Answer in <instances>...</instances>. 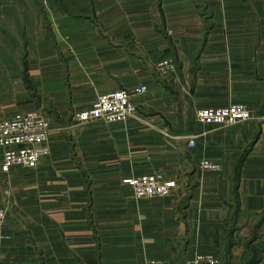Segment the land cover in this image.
<instances>
[{
    "label": "crops",
    "instance_id": "1",
    "mask_svg": "<svg viewBox=\"0 0 264 264\" xmlns=\"http://www.w3.org/2000/svg\"><path fill=\"white\" fill-rule=\"evenodd\" d=\"M88 3L7 6L17 28L0 15V121L37 110L50 122L49 156L0 173V264H264V0ZM168 60L173 72L155 69ZM143 86L133 118H73ZM238 103L247 122L194 120ZM202 159L220 170L200 173ZM149 174L178 189L136 200L122 180Z\"/></svg>",
    "mask_w": 264,
    "mask_h": 264
},
{
    "label": "built area",
    "instance_id": "2",
    "mask_svg": "<svg viewBox=\"0 0 264 264\" xmlns=\"http://www.w3.org/2000/svg\"><path fill=\"white\" fill-rule=\"evenodd\" d=\"M163 74L173 72L171 60L163 61L155 66ZM146 87L127 92L115 91L96 96L90 108L73 114L77 125L95 121L104 124L122 123L135 117L137 105L134 98L145 94ZM251 109L244 104H230L221 108H206L194 111V120L205 126L219 128L232 127L251 119ZM50 131V122L40 111L17 113L13 117L0 121V148L2 157L0 173H8L13 167L33 170L42 158L49 156L46 146ZM188 145L193 146L190 140ZM200 173L218 172L220 166L211 160L202 159L198 162ZM122 184L130 188L136 200H153L166 198L175 193L178 183L173 178L162 174L130 176L122 180ZM7 215V209L0 207V248L2 246V228ZM147 264H161L158 260H149ZM186 264H218V261L208 255H196Z\"/></svg>",
    "mask_w": 264,
    "mask_h": 264
},
{
    "label": "rangeland",
    "instance_id": "3",
    "mask_svg": "<svg viewBox=\"0 0 264 264\" xmlns=\"http://www.w3.org/2000/svg\"><path fill=\"white\" fill-rule=\"evenodd\" d=\"M47 2L53 4L60 11H64L66 8H68L70 11L78 12L83 8H87V9L89 8L87 7V5L89 4L88 3L89 0H0V15H2L3 17L1 21V25L6 26L8 28H13V27L17 28L19 24H21L20 19L19 20L17 19L16 22L12 21V17H11L12 14L7 12L8 11L6 8L7 6H12V5L22 6V5L33 4L39 7H43L44 4H46ZM254 259L256 258L253 256L252 260L254 261Z\"/></svg>",
    "mask_w": 264,
    "mask_h": 264
},
{
    "label": "trees",
    "instance_id": "4",
    "mask_svg": "<svg viewBox=\"0 0 264 264\" xmlns=\"http://www.w3.org/2000/svg\"><path fill=\"white\" fill-rule=\"evenodd\" d=\"M87 7H88V6H87ZM82 10H83V11H86V10H87V8H83Z\"/></svg>",
    "mask_w": 264,
    "mask_h": 264
}]
</instances>
